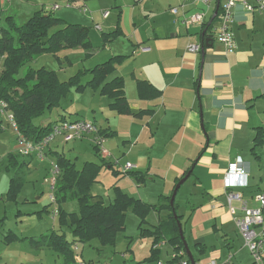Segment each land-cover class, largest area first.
Instances as JSON below:
<instances>
[{
  "label": "crops",
  "instance_id": "0c3cea01",
  "mask_svg": "<svg viewBox=\"0 0 264 264\" xmlns=\"http://www.w3.org/2000/svg\"><path fill=\"white\" fill-rule=\"evenodd\" d=\"M78 1L81 6L87 7V3H89L95 9V3L93 2L97 0ZM143 1L135 0V3L140 4ZM58 2V0H1L0 8L3 5L2 8L8 10L7 14H4L5 16L12 15L16 18L20 16L22 18L21 21L25 22L36 11H45ZM123 3L124 0H116L118 13L115 24L110 25L111 29L103 32L104 22L96 23L95 26L96 29L102 32V36L105 33L116 31L118 25L120 26L123 32L122 35L114 39L111 38L108 42L105 41L106 47L110 48L112 52L110 54L111 58L114 56H126L122 63L116 65V70L111 78L114 76L124 78L126 96L133 112L152 110V113L144 114L141 117L119 114L109 107L111 101L107 96L101 95L92 88H86L82 91V94L88 93V89H90L92 94L89 97L92 98V101L91 105L88 106V110H86L88 113L85 112V117L93 120L101 131L106 130L107 133H115L113 136H106L104 142V146L110 154L109 157H106L105 153L100 152L94 146V154L92 155L95 158L84 161L79 167L77 162L80 158V151L76 149V143L88 139L94 144L92 137L67 142L63 138H56L51 143L47 158L43 161L34 157H23L18 153L19 134L17 131V139L15 140L13 133L8 138L2 137L3 134L6 135V132H9L8 129H5L9 125V121L7 122L6 120V114L8 115L9 111L5 114L0 112V178H3V186L8 180L10 183V179L14 176L13 170L15 169L9 166L8 156L15 154L21 163H19V166L22 170L21 175L24 177V184L18 198L25 191L26 194H23L24 198L21 204L30 205L34 203L31 201V198H33L31 196L33 193L38 194L41 188L37 185V189L35 183L40 176L47 173L50 174L52 164L57 161L56 155L61 154L72 160L79 169L87 161L105 164L97 181L91 187V193L93 187L102 182L103 174L106 173L104 171H108L110 173L109 176L112 175L114 179L113 183H111L112 185L106 187L105 193H101V191L92 193L96 198H101L105 201L106 204L112 203L115 199L114 189L119 187L124 193L138 198L144 203L159 206L167 204L168 200L163 198L172 196L177 183L192 170L191 176L183 184L187 183L194 175L195 180L191 182L192 195L200 196L201 201L195 204L191 203L190 200H186V203H191L194 209L200 206L203 213L210 215L211 219L215 221L209 229L204 231L197 230L198 237L193 241L197 252L203 255L209 253L210 261L208 264L212 262L228 264L230 256H232L230 264H255L245 242L240 250L235 252L238 249L235 244L237 239L235 229L229 228L222 238L225 241L223 247L234 250L233 253L229 251L227 258L223 253L224 249L220 250L215 244L209 245L206 238L209 233L218 236L220 230L227 228L231 221L235 222V215H232L228 207V190L224 185L227 172L232 164L242 160L243 166L249 170L248 186L237 188L236 190L242 193L243 198L247 200L250 207H256L254 196L258 192L264 191L260 183L262 178H257L261 169V165L258 162L261 161L262 157L258 147L264 145L263 15L258 12H249L241 3H238L233 10L232 24L238 45L236 51L227 54L224 46L214 40L212 46L205 47L203 57L201 51L191 52L188 50L190 44L202 43L201 29L182 23L181 15H174L170 10L171 7L178 6L180 2L171 0L165 4L164 9L165 15L170 19L173 18V21L171 19V24H168L170 26L161 24L159 21V17H162L164 13L162 11L164 10L158 9V5V7H153L151 13L154 20L147 24V27H152V31L146 32L144 37H140L142 44L148 49L136 54L133 46L128 49H133L132 52L127 50L119 51L121 49L119 46L115 49L116 51L112 50L116 46L115 43L126 34L127 23L129 28L132 27V24H136L130 19L127 21L126 17H124V11L121 8ZM155 5L153 4V6ZM187 8L188 10L190 9L189 4ZM58 17L65 19L69 23H74L68 21L65 14ZM88 17L89 21L94 22L93 16ZM108 17L103 16V19ZM168 28H171L170 32ZM132 31L136 32V28ZM139 44L141 43H138V46ZM77 50H83L86 53V57L89 56L86 50L80 48L63 50L58 54V57L52 54L49 55L60 64L65 65L69 63L70 51ZM44 55L47 54L39 56L32 62V65L33 63H38V59H41ZM62 65H60V69H62ZM40 67H45V65L34 68ZM139 80L149 82L161 91V95L154 98L141 97L137 86ZM104 98L109 99V101L106 102ZM94 100L99 102L95 105ZM62 101L60 106L54 109L58 114L55 121L63 117L67 118L64 114L67 111H64V113L59 112ZM87 118L86 120H88ZM98 118H100V121ZM54 122L48 121V123ZM259 130L262 132V138L258 141L257 133ZM119 137L122 140L115 143L114 147L110 148L106 145V142L111 138L118 139ZM70 143H74V145ZM117 151H123L125 161H122L123 155L117 156ZM115 158L120 160L119 163L114 161ZM127 162H131L136 166L133 171L147 174L145 183H138L124 172L123 167ZM128 178L136 182L134 193L130 192L123 184L124 180ZM245 180L246 178H244ZM158 183L161 184L162 189L158 187ZM28 185L30 189L27 188ZM0 190H2V187H0ZM0 200L7 201L6 192H0ZM40 201L41 196H38V201H36L38 206ZM74 202L77 201L71 200L68 203H64L62 205L63 209L68 213L78 212L79 207L77 210ZM16 203L20 205L19 201ZM176 204L179 209L181 204L177 202ZM68 205H71L70 209H66ZM236 206L240 207V203H236ZM54 208L55 206L51 205L48 208L44 206L34 211L27 209L28 211L26 212H20V215L36 216L38 220L48 213L52 218L51 225L43 229L39 235L34 233H32L34 235H26L30 234L26 231L18 234L9 230L0 242V264H64V258L53 248L48 246L35 247L31 244L30 239H24L25 237L37 238L51 231L65 233L67 236L65 231L67 227L71 232L70 225L60 226L59 216L56 218L52 216L51 210ZM129 212L133 213L129 209L127 215ZM170 212L167 208L151 211L145 218L142 229L140 228L141 219L135 214L140 221L138 237L129 236L130 239L121 240V235H124L127 228V225H125V229L118 235L115 246H103L97 239L88 243L76 242L72 246L77 256L76 264L81 260L96 263L112 261L113 256L117 253L121 254V260H119L125 264H128V261L130 264L132 263L131 261L138 264H155L158 260L150 261L153 249L158 250L159 260H171L175 253V247L164 239L155 245L153 236L144 235L147 231H153L161 220L167 219ZM240 214L241 212H237L236 215L239 216ZM4 219L5 217L1 221H4ZM11 231L19 239L7 243L5 238ZM120 241L123 244L125 243V250L121 248L122 244ZM197 244L203 247V252L196 246ZM164 245H169L172 251V254L167 256L166 259L163 257ZM242 249L247 251V261L240 256ZM78 255L82 259H79Z\"/></svg>",
  "mask_w": 264,
  "mask_h": 264
},
{
  "label": "trees",
  "instance_id": "16d2710c",
  "mask_svg": "<svg viewBox=\"0 0 264 264\" xmlns=\"http://www.w3.org/2000/svg\"><path fill=\"white\" fill-rule=\"evenodd\" d=\"M212 25L213 22L208 27V31ZM207 26L208 22L202 27L201 36ZM122 33L118 25L116 31L103 34V38L108 42ZM90 34V26L69 23L47 10L36 11L23 23H19L15 16H6L5 24L0 28V58H4L0 73V99L8 104V111L14 115L20 135L32 141H39L47 136L53 123L37 124L36 119L58 108L62 99L72 90L82 92L86 88L94 89L101 95L107 96L111 101L109 107L119 114L141 117L152 113V110L133 112L126 96L124 78L120 76L111 78L116 65L122 63L126 56H114L93 68L80 70L64 81L60 79L57 71L46 67L31 66L24 70L27 64L43 54L58 57L63 50L80 48L90 55L93 50ZM206 34L212 37L210 32ZM202 41L204 43L203 37ZM86 75H90L91 78L87 83H83V77ZM137 86L139 95L143 98L161 95V91L147 81L139 80ZM100 132L105 138L115 133H107L106 130ZM261 135L262 132L259 130L258 141L262 138ZM95 148L98 149L96 146ZM8 157L9 166L15 169L16 174L10 179L7 200L17 201L24 184V177L21 175L22 170L17 155L10 154ZM56 160L61 170L55 191L59 210L58 221L60 226L70 225L73 240H68L65 233L51 231L37 238L25 237L24 239H30L33 246L51 247L64 258V264H76L77 256L72 249L76 242L88 243L97 239L103 246L116 245L119 233L125 229L129 209L140 217L142 229L145 218L151 211L167 208L171 211L168 218L161 220L153 231H147L144 235L153 236L155 245L164 239L175 247V252L186 250L177 222L179 220L181 223L182 215L178 214L176 202L174 206L170 204L171 196L163 198L168 200L167 204L157 206L144 203L115 187V199L112 203L106 204L91 193V187L97 181L105 164L87 161L79 169L72 160L61 154L56 155ZM126 174L141 184L147 180L146 173L129 171ZM71 200L78 202V212L68 213L63 209L62 205ZM174 211L178 215V220L174 216ZM5 239L10 243L19 237L11 231ZM196 246L203 252L202 246L199 244ZM158 254V250L153 249L150 261L159 260Z\"/></svg>",
  "mask_w": 264,
  "mask_h": 264
},
{
  "label": "rangeland",
  "instance_id": "374dc122",
  "mask_svg": "<svg viewBox=\"0 0 264 264\" xmlns=\"http://www.w3.org/2000/svg\"><path fill=\"white\" fill-rule=\"evenodd\" d=\"M1 1V0H0ZM59 4L62 6L60 10L53 12L54 15H66V18L68 19V21L70 22H74V23H81L84 25H89L91 27V34H90V39L92 41V45H93V50L91 51L90 55L88 57H86V53L83 50H77V51H70L71 53L69 54V63H66L65 65L60 64L56 59H54L51 55L47 54L44 55V57H42L41 59H38V63H33L32 62L27 64V66L24 68V70L28 69L29 67H38L41 65H45V67L49 70H57L59 71V77L62 81L69 79L71 76L75 75L80 69H88V68H93L98 64H101L105 61H107L110 57V54L112 53L110 48L106 47L107 44H105V39L102 38V32L98 29H96L95 24L96 23H101L104 22V28H103V32L108 31L109 29H111L110 25H114L116 22V18H117V13H118V8H117V4H116V0H97L93 3H95V9L94 7H92L89 3H87V7L89 8V13H84L83 11H81L79 8H68L66 6H64L63 1L58 0ZM171 0H144L142 3L140 4H136L135 0H124V3L122 4V11H124V17H126V20L128 21V19H130L133 23L136 24H132V27L129 28V25L127 23L126 25V29L127 32L126 34H124L122 36V38H120L115 44V48L113 47L112 50L116 51L115 49L119 46L121 47V49L119 51H130L132 52L133 49L135 48V52L136 54L138 52H140V48L142 46H144L140 40V37H144L146 32H151L152 31V27L150 28L147 27V24L152 22L154 19L153 18V14L151 13V10L153 9V7H158V9H165V4H167L168 2H170ZM75 2L78 3V5H81L79 3L78 0H76ZM153 4H156L155 6H153ZM158 5V6H157ZM3 5H1L0 8V25L4 24V20L6 18V16L4 14H7V11L5 8H2ZM162 7V8H161ZM189 8L194 11H203L204 8L202 6H196V5H192L189 4ZM105 11H109L110 12V16L107 19H103V14ZM164 12L162 17H159V21L161 22V24L164 25H168L171 24L172 21L169 17H167L165 14V10L162 11ZM155 13V12H154ZM149 15V16H146ZM212 13H209L207 19L211 17ZM88 16H93V18L95 19L94 22L89 21L88 20ZM17 20L19 21V23H23L21 20L22 18L20 16H17ZM179 20V19H177ZM175 22V21H174ZM170 26V25H168ZM136 28V32H133L132 30H135ZM166 29V28H164ZM169 32L171 30V28H168ZM138 32V33H137ZM138 43L139 44L138 46ZM114 44V45H115ZM131 46H133L132 50H128L129 47L131 49ZM146 47V46H145ZM135 54V55H136ZM60 65H62V69H60ZM91 78L90 75H86L83 77V83H87V81H89ZM91 93V90L88 89V93H85L84 95L82 94V92H77L75 90H72L69 95L63 99L62 101V106L61 109L59 110V112L64 113V111H67L66 113H64L66 115L67 118L69 119H75V118H80V119H86L87 117H85L86 110H88V106L91 105V101L92 98L89 97ZM98 98V97H97ZM104 100L106 102L109 101V99L104 98ZM94 104L96 105L99 101L94 100ZM86 112V113H85ZM57 112L56 110H53L52 112H46L42 117L36 119V123L37 124H46L48 123V121L50 122H54L57 119ZM85 117V118H84ZM88 121H92L90 118H87ZM100 118H98L99 120ZM6 120L7 122L9 121V125L7 127H5V129H8L9 132H6V135L3 134V138H8L9 135H11L13 133L14 135V140L17 139L16 136V130L12 127L11 122L9 120L8 115L6 114ZM100 121V120H99ZM94 123V122H93ZM98 126V125H97ZM13 131V132H12ZM106 139V138H105ZM112 140V141H111ZM122 140L121 137H119L118 139H113L111 138L109 141H107L106 145L108 147H114L115 143L120 142ZM79 143V144H77ZM76 143V149L78 151H80V158L78 160V166L80 167L81 164L86 161V160H90L92 158H95L93 153L94 150V144H92L88 139L83 140V141H78ZM71 145H74V143H70ZM122 144V143H121ZM259 153L261 154V161L258 162L261 165V169L259 171V176L257 177L258 179L262 178L261 183V187L264 189V145L259 146L258 147ZM118 152V151H117ZM121 155L124 156L123 151L118 152V157H120ZM122 156V161H125V156ZM118 159V158H115ZM259 161V159H257ZM48 162V161H46ZM14 171V176L16 174V171ZM106 173L103 174V180L101 183L97 184V186H94L92 189V193H99L101 191V193H105L106 187H108L109 185H112L111 183H113L114 179L112 178L113 176H109V172L108 171H104ZM103 173V172H102ZM196 173V172H195ZM50 174L47 173L45 175H42L39 177L38 181L35 183L36 184V188L39 186L40 190L38 192V194H32L31 198L32 202L30 205L28 204H21V202H23V194H26L25 191L22 194V196H20V198H17V201H19L20 205H18L16 202L17 201H11V200H7V201H1L0 200V242L1 240L4 239L6 233L9 230H12L18 234H21L22 232L26 231L30 234H26V235H34V234H40L42 233L41 231L43 229H46L47 227H49L51 225L52 222V218L50 217V215L48 213H46L44 215V217L42 219H39L36 216L30 215V216H26V215H20V212H26L28 211L27 209H30L32 211L37 210V209H41L44 206L50 207V201H49V194H50V186L47 183V181L45 180ZM13 176V177H14ZM130 176V175H129ZM3 178H0V187H2V190H0V192H6L9 188V180L4 184L2 183ZM192 180L194 179V175L193 177L190 178V180L183 184L181 186V188L179 189L177 196H176V202L180 203V207L178 209V214L182 215V220H181V225L182 228L184 229L185 232V238L187 241V244L189 245V248L192 252V254L195 257L196 263L197 264H208L210 261L209 258V253L208 254H200L199 252H197V250L194 247V239H197L198 237V233L197 230H206L209 229L214 223L215 221L213 219H211V216L203 213L201 207H197V208H192V204L191 203H195L198 204L201 201V197L198 196H194L192 195ZM124 186L127 187V189H129L130 192L134 193L133 190L136 188V182L131 180V179H125L124 180ZM38 185V186H37ZM149 186V185H148ZM34 187V186H33ZM158 187L161 188V184L158 183ZM28 189H30V186L28 185L27 187ZM38 189V188H37ZM104 189V191H102ZM162 189V188H161ZM173 193V192H172ZM38 196H41V201L39 203V206L36 204V201H38ZM19 199V200H18ZM186 200H190L191 203L189 204L188 202L186 203ZM70 202V201H69ZM68 203V202H66ZM71 204V203H70ZM188 205V206H187ZM255 205L257 206L258 204L255 203ZM26 206H30V207H26ZM36 206V207H35ZM71 205H68L66 207V209H70ZM74 206L75 208L78 210L79 204L78 202H74ZM39 207V208H37ZM5 217L4 221H1V219ZM22 220V221H20ZM139 219L136 217V215L132 212H129L127 215V221H126V231L124 233V235H121V240H128L130 239L129 236H133V237H138V233H139ZM229 228H233L235 229V231L237 232V239H236V247H238V249L235 252H238V250H240V248L243 246L245 240L242 237L241 233L238 231V229L235 226V222L231 221L227 228H224L223 230H220L219 235H213L212 233H209V235H207V243L209 245H217L218 248L220 250H223V253L225 255V257L227 258L229 255V251H231V253L234 252L233 249H228V248H224V240L222 239L224 234L227 233V231L229 230ZM58 231V230H57ZM66 233H67V237L68 239L72 240L73 236L71 234V232L69 231V228L67 227L65 229ZM34 233V234H32ZM121 243V241H120ZM122 244V249L125 250V243H121ZM163 253H164V258L166 259L167 256H170L172 254V251L170 250V246L169 245H164L163 246ZM169 253V254H168ZM227 253V254H226ZM168 254V255H167ZM120 253L115 254V256H113V260L112 261H108L110 264H125L124 262L120 261ZM241 257L245 258V261H247L248 257H247V251L245 249H242V253L240 255ZM239 256V257H240ZM86 257V256H85ZM79 259H82L80 255H78ZM225 258V259H226ZM120 259V260H119ZM131 264H138L134 261H131ZM235 262V260H234ZM128 264H130V262L128 261ZM145 264V263H143Z\"/></svg>",
  "mask_w": 264,
  "mask_h": 264
},
{
  "label": "built area",
  "instance_id": "2783aa9c",
  "mask_svg": "<svg viewBox=\"0 0 264 264\" xmlns=\"http://www.w3.org/2000/svg\"><path fill=\"white\" fill-rule=\"evenodd\" d=\"M180 3L178 6L171 7L170 10L174 15H181L182 23L187 26H195L202 29V27L210 21L214 10L216 8L217 0H178ZM241 3L249 12H258L264 17V0H221L219 12L213 21V25L210 29V35L212 38L220 42L227 54L236 51L238 45L235 38L234 31L232 29L233 24V10L234 7ZM188 4H194L196 6H202L203 11L194 12L188 10ZM64 6L68 8H79L84 13H88V8L78 5L75 1H67ZM60 4H55L47 11L53 12L61 9ZM209 13H212L210 19ZM109 11L104 12L103 16L108 17ZM202 31V30H201ZM203 43V41H202ZM202 43L190 44L188 50L191 52H200ZM148 48L142 46L140 51H146ZM3 57L0 58V73L3 65ZM8 111V104L0 99V112L5 114ZM9 120L12 127L18 132V153L23 157H34L40 161H43L48 156V151L51 143L56 138H63L66 142L81 139L85 137H92L94 145L100 152L106 154V157L110 156L107 152L104 142L105 137L101 135L100 128L95 123L86 119L60 118L52 124L50 133L39 141L29 140L20 135L17 124L14 119V115L8 113ZM119 163V159L114 160ZM243 161L240 160L230 166L226 178L225 188L227 191V203L232 215H235V224L245 240L246 247L250 250L253 261L255 264H264V191L258 192L254 196V201L258 204L256 207H250L247 200L243 198L242 193L237 191V188L248 186L247 178L249 176V170L243 166ZM124 172L135 170L136 166L127 162L124 165ZM61 170L56 162L51 166L50 175L46 178L47 183L50 186L49 200L51 205L55 208L51 210V214L54 218L59 216V210L56 202V186ZM244 178L246 180L244 181ZM236 203H240V207L236 206ZM237 212H241L238 216ZM77 248V246H76ZM232 256L229 258L228 264H230ZM78 264H110L109 262L96 263L86 260H81ZM155 264H191L190 259L187 257L186 251L180 250L175 252L171 260H158ZM211 264H216L212 262Z\"/></svg>",
  "mask_w": 264,
  "mask_h": 264
},
{
  "label": "water",
  "instance_id": "95a60500",
  "mask_svg": "<svg viewBox=\"0 0 264 264\" xmlns=\"http://www.w3.org/2000/svg\"><path fill=\"white\" fill-rule=\"evenodd\" d=\"M220 4H221V0H217V3H216V8L214 10V13L210 19V21L208 22V26L203 30L202 32V37L204 38V43H202V46H201V52H202V55L204 57V54H205V47L206 46H212L213 45V42H214V39L210 36H208L206 33L208 31V27L212 24V22L214 21L215 17L217 16L218 12H219V8H220ZM191 173H192V170H190L186 176L184 178H182L176 185V187L174 188V191L172 193V196H171V200H170V204L172 206H174V203H175V198H176V195H177V192L178 190L180 189L181 185L191 176ZM174 216L175 218L178 220V215L176 213V211H174ZM178 222V225H179V230H180V234H181V238L183 240V243H184V247H185V251H186V254H187V257L190 259L191 261V264H197L196 263V260H195V257L194 255L192 254L190 248H189V245L187 244V241H186V238H185V235L183 233V228H182V225L181 223L179 222V220L177 221Z\"/></svg>",
  "mask_w": 264,
  "mask_h": 264
}]
</instances>
